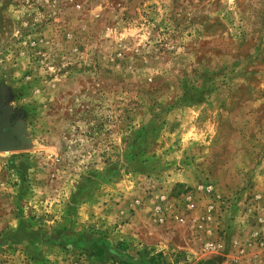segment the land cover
Segmentation results:
<instances>
[{"label":"rangeland","instance_id":"1","mask_svg":"<svg viewBox=\"0 0 264 264\" xmlns=\"http://www.w3.org/2000/svg\"><path fill=\"white\" fill-rule=\"evenodd\" d=\"M6 109L0 264H264V0H0Z\"/></svg>","mask_w":264,"mask_h":264},{"label":"water","instance_id":"2","mask_svg":"<svg viewBox=\"0 0 264 264\" xmlns=\"http://www.w3.org/2000/svg\"><path fill=\"white\" fill-rule=\"evenodd\" d=\"M7 113H8V109L5 110V112H4L3 116H2L0 125H1V127L10 128V124L7 121ZM17 135L18 136H22L20 132Z\"/></svg>","mask_w":264,"mask_h":264},{"label":"built area","instance_id":"3","mask_svg":"<svg viewBox=\"0 0 264 264\" xmlns=\"http://www.w3.org/2000/svg\"><path fill=\"white\" fill-rule=\"evenodd\" d=\"M180 220H181V219H180ZM211 245H212L211 243H207V244H206V248L211 247ZM66 264H84V263H83L82 259H80V258H75V259H73V260L67 262Z\"/></svg>","mask_w":264,"mask_h":264}]
</instances>
